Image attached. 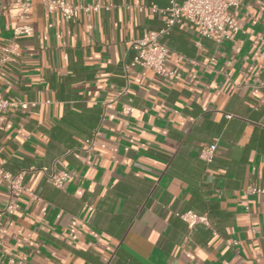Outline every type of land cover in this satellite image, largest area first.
<instances>
[{"label": "crops", "instance_id": "0c3cea01", "mask_svg": "<svg viewBox=\"0 0 264 264\" xmlns=\"http://www.w3.org/2000/svg\"><path fill=\"white\" fill-rule=\"evenodd\" d=\"M65 1L111 9L67 22L33 0L24 23L33 30L0 64V92L37 106L8 113L0 162L18 174L53 169L62 158L71 179L58 189L39 172L26 176L37 200L22 194L19 210L0 218V259L264 264V202L245 194L264 187V0L233 10L239 31L223 39L176 25L162 41L177 80L131 66V43L165 24L149 7L172 0ZM19 13L0 0V56ZM126 104L130 116L121 114ZM216 140L206 164L200 151ZM5 202L2 189L0 210ZM187 212L207 216L210 226L190 228L176 216Z\"/></svg>", "mask_w": 264, "mask_h": 264}, {"label": "built area", "instance_id": "2783aa9c", "mask_svg": "<svg viewBox=\"0 0 264 264\" xmlns=\"http://www.w3.org/2000/svg\"><path fill=\"white\" fill-rule=\"evenodd\" d=\"M16 3L20 7L18 14L19 24L13 32V37L4 47L0 64L4 67L16 57L20 50V38L31 32V26L24 24L29 18L32 11L33 0H8ZM50 13H60L65 21L76 22L82 14L99 13L102 10H110L111 6L102 5H73L65 0H41ZM246 0H185L184 3L178 4L174 0L166 9H160L155 5L149 7L152 13L161 14L165 17L164 27L157 31L151 32L131 43V50L135 56L131 64L132 67H140L149 70L154 74L167 78L169 80L179 79V75L167 68V58L170 52L169 47L162 41L164 37L171 34L173 28L183 22L192 24L200 37L225 38L229 33L239 31V26L234 19L233 10L239 8ZM128 70L129 67L126 66ZM127 89H124L119 95H125ZM118 98H116L117 100ZM37 103H27L21 100H9L0 92V130L6 123L10 111L28 110L36 108ZM135 109L131 104H126L122 108L123 116H130ZM97 133L88 141L92 147ZM218 150V140L214 143L204 146L200 151V158L206 164H211ZM41 173L52 186L62 189L71 179V175L64 168L62 158L55 161L53 169L43 167L40 169L31 168L28 171L12 174L5 170L4 163L0 162V193L6 191V202L0 210V218L6 215H13L19 210L18 199L22 194H28L37 200L29 187L25 184L26 176L31 173ZM246 195H258L264 202V187L250 185L245 191ZM178 218L188 224L190 228L203 224L209 227L207 216H199L193 212L176 214ZM0 264L6 263L0 259Z\"/></svg>", "mask_w": 264, "mask_h": 264}]
</instances>
